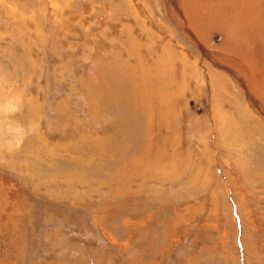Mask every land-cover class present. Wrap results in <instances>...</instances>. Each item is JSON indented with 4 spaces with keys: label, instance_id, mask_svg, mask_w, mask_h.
I'll use <instances>...</instances> for the list:
<instances>
[{
    "label": "rangeland",
    "instance_id": "1",
    "mask_svg": "<svg viewBox=\"0 0 264 264\" xmlns=\"http://www.w3.org/2000/svg\"><path fill=\"white\" fill-rule=\"evenodd\" d=\"M164 2L0 0V264H264V0Z\"/></svg>",
    "mask_w": 264,
    "mask_h": 264
},
{
    "label": "bare ground",
    "instance_id": "2",
    "mask_svg": "<svg viewBox=\"0 0 264 264\" xmlns=\"http://www.w3.org/2000/svg\"><path fill=\"white\" fill-rule=\"evenodd\" d=\"M164 1H165V2H164V5H165L167 11L170 10V11L172 12V9H173V8H171V5H173L172 0H170V1H169V0H164ZM248 7H249V6H248ZM244 8H245V7H244ZM247 9H248V8H247ZM170 11H169V12H170ZM175 12H176V11H175ZM247 12H248V11H247ZM247 12H246V15H248ZM249 13H250V10H249ZM179 18H180V17H179ZM172 19H173V21H174L176 27L179 29V31L185 36V39L188 40V41H192L193 38L190 37V35L187 36V35H188V34L186 33L187 31L183 28L184 26H183L182 23H181V20H182V19H181V20L179 19V20H180L179 22L177 21L178 24L176 23V20H177L176 18H172ZM179 26H180V27H179ZM186 34H187V35H186ZM194 40H195V39H194ZM200 50H201V49H200Z\"/></svg>",
    "mask_w": 264,
    "mask_h": 264
}]
</instances>
